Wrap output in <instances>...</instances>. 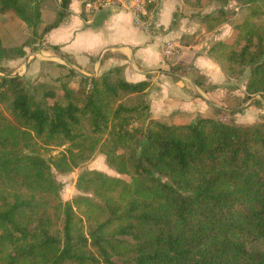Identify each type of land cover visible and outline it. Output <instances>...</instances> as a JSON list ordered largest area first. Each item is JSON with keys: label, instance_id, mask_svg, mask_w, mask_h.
<instances>
[{"label": "trees", "instance_id": "obj_1", "mask_svg": "<svg viewBox=\"0 0 264 264\" xmlns=\"http://www.w3.org/2000/svg\"><path fill=\"white\" fill-rule=\"evenodd\" d=\"M41 1L0 0L29 35L17 47L0 41V62L23 57L70 2L38 34ZM233 1L246 10L234 41L211 42L207 55L227 78L248 68L251 97L264 93V0ZM201 21L212 32L226 14ZM63 78L29 88L0 77V264H264V123L167 124L148 117L149 82L128 83L119 68L76 87ZM96 152L115 175L81 171L80 194L62 201L52 170Z\"/></svg>", "mask_w": 264, "mask_h": 264}, {"label": "crops", "instance_id": "obj_2", "mask_svg": "<svg viewBox=\"0 0 264 264\" xmlns=\"http://www.w3.org/2000/svg\"><path fill=\"white\" fill-rule=\"evenodd\" d=\"M154 4L152 10L146 7L153 12L154 21L143 30L135 26L127 10L105 8L86 13L80 0H70L61 22L32 45L35 49L24 48L23 57L9 60L5 66L15 68L16 73L11 74L28 83L56 84L63 76L70 87L77 85L81 76H98L119 68L128 83L149 82L145 100L150 119L167 124H188L198 117L217 121V112L234 109L230 105L245 94L244 86L243 92L236 89L233 80L207 55L211 42L227 40L222 35L224 25L215 30L217 34L205 32L187 15H178L182 0H154ZM39 7L41 33L57 18L60 0H42ZM3 20L2 46L20 45L27 37L25 26L13 15ZM168 41L179 46V56L172 62L161 56V46ZM234 116L240 118L237 112Z\"/></svg>", "mask_w": 264, "mask_h": 264}, {"label": "rangeland", "instance_id": "obj_3", "mask_svg": "<svg viewBox=\"0 0 264 264\" xmlns=\"http://www.w3.org/2000/svg\"><path fill=\"white\" fill-rule=\"evenodd\" d=\"M146 7L149 10H152L155 6L154 4V0H144ZM183 4L180 6L179 11L177 12L179 16L183 17L184 15H187L191 20H194L195 22H198L200 25L203 26L204 25L202 23V17L205 15H214L216 12H218L219 10H222L225 14H226V21L225 23H223L221 26L224 25V31H223V37L227 38V40H224L225 42H233L234 38H235V30H234V25H236L237 23H239L244 14H245V7L236 2V1H228L225 4H221L219 2H215V1H206L199 7H192L190 5V0H182ZM185 11V14H184ZM8 15H13L19 22H21L24 26H25V34H27V37L24 41L21 42V44L25 41L28 40V30H27V25L25 22L21 21L20 19H18L16 17L15 14L13 13H5L0 15V28L3 25V22ZM174 25V22L173 24ZM219 26V27H221ZM218 27V28H219ZM39 28V26H38ZM38 28H37V33H38ZM44 28V27H43ZM212 33H219L218 30L217 31H212ZM222 32H220L221 34ZM40 34V33H38ZM195 35H197V37L199 38V34L198 32L195 33ZM218 41V40H215ZM39 42L38 40H36L35 43ZM34 43V44H35ZM20 44V45H21ZM32 44H28L27 47L25 48H32L35 49ZM242 45V43H238L236 44V47H240ZM19 46V45H18ZM17 47V46H15ZM8 48V47H6ZM12 48V47H9ZM10 60V59H9ZM9 60H4L2 62H0V77L4 76V75H16V74H11V73H16V69L10 66H5L6 62ZM12 60V59H11ZM249 76V69L246 68L243 73L239 76L233 77V78H229L232 79L233 83L236 85L234 86L236 89L242 91V86H245V83L247 82ZM28 84V81H26ZM39 83H45V82H39ZM53 83V82H52ZM30 85H28L29 88H31L33 85L32 83H29ZM38 84V83H36ZM78 85V84H77ZM77 85H75L74 87H76ZM241 97V96H240ZM252 97V99H251ZM251 97H247L245 94L243 96L242 99L239 100L238 103L235 104H231L229 108H234V109H230L229 112H225V114H222L220 112H217V122L220 123H235V124H258V123H264V93L262 94H255ZM246 101H249L247 105H243ZM236 112L239 114L240 118L238 119V116H234V114H236ZM199 118V117H198ZM63 148H59V149H55L52 150L48 155H56L59 151H61ZM46 155V154H45ZM48 155H46L45 157H47ZM84 170H97V171H101L107 175L113 176L115 175L113 169L109 168L105 162V159L103 157V155L99 154L98 152L94 153V155L87 160L86 162H84L83 164H81L80 166H78L77 168L72 169V171L67 172V173H58L54 170H52V174L54 179L59 182L61 184V190H60V197L62 199V201H69L72 198L76 197L77 195H79L80 193L76 190L75 188V181L76 178L78 176V174L81 171ZM118 263L119 261L116 260Z\"/></svg>", "mask_w": 264, "mask_h": 264}, {"label": "built area", "instance_id": "obj_4", "mask_svg": "<svg viewBox=\"0 0 264 264\" xmlns=\"http://www.w3.org/2000/svg\"><path fill=\"white\" fill-rule=\"evenodd\" d=\"M86 13L97 12L105 8H115L129 11L133 16L135 26L148 30L154 21V14L148 11L144 0H80ZM163 61L172 62L179 56V46L174 41H168L161 46Z\"/></svg>", "mask_w": 264, "mask_h": 264}]
</instances>
